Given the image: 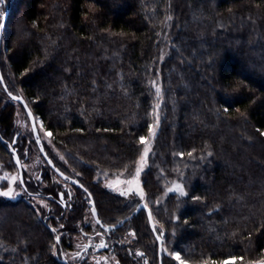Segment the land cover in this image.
<instances>
[{"label": "trees", "instance_id": "obj_1", "mask_svg": "<svg viewBox=\"0 0 264 264\" xmlns=\"http://www.w3.org/2000/svg\"><path fill=\"white\" fill-rule=\"evenodd\" d=\"M3 1L0 170L13 164L11 146L21 159L26 147L39 152L30 124L16 139L17 121L28 118L11 93L51 131L48 143L38 128L56 167L91 192L104 225H116L141 200L107 189L103 174L133 169L139 138L157 124L142 182L163 264H178L165 246L191 264L264 257V0ZM40 158L41 191L55 207L40 216L27 197L0 196V264H65L55 249L92 230L85 190L72 187L70 203L59 204L62 185ZM175 181L187 195L168 192ZM96 226L111 244L100 253L117 264H159L144 210L116 230Z\"/></svg>", "mask_w": 264, "mask_h": 264}, {"label": "rangeland", "instance_id": "obj_2", "mask_svg": "<svg viewBox=\"0 0 264 264\" xmlns=\"http://www.w3.org/2000/svg\"><path fill=\"white\" fill-rule=\"evenodd\" d=\"M5 3L4 1L2 3H0V9H3ZM6 10H4L5 12ZM4 14V13H3ZM2 19V17H1ZM157 90V89H156ZM20 123H17L18 126V134L16 135V139L18 138V135H20V133L22 132H26L25 130H28L27 127L29 125L28 120H26L24 118V116H21L19 118ZM159 122V119H158ZM37 125L38 128L41 130V134H42V138L47 141L48 143H50V137L46 135V132L44 131L43 127H40V123L37 121ZM155 135H153L152 133H150V135L147 137V145L149 147V153L146 156V161L145 163L141 166L140 165V161L138 159L136 166L133 169H130L128 171L125 172H119L117 174L111 175L108 173H104L103 174V179H104V185L107 189L111 190L112 192H115L117 194H119L120 196H124L121 192L116 191L117 188H124L127 189L130 186L135 187V182L133 181L132 185L129 184V181L131 180V178L133 176L136 175V167L137 166H141V172L139 173L138 176V180H139V187H141L143 189V182H142V174L143 172L147 169L148 164H149V158L150 155L153 151V147H154V139L157 135V124L156 126L153 127ZM29 146V145H28ZM144 148V147H143ZM27 151H25V157L23 159L20 158L22 165H26V167H23V172L25 173L24 176V183H25V187L27 189V186L29 184L32 185V183H34L38 188H36V191H30L28 192V189L26 191H20L19 194L15 197H6L9 200H17L23 197H27L28 202L35 208H39L40 211L38 212L40 214V216H42V210H44V213L49 211L51 208L55 207V205L53 203H51L50 201L55 200V198H53L51 195L45 194L43 195L41 188L46 187L47 184L44 182V176L46 174V172H48V170L45 168V163L42 161V159L40 158L39 154L40 152H38V154L33 153L31 155L30 151H33V146L30 147H26L25 148ZM143 153V150H142ZM141 153V154H142ZM42 156V155H41ZM12 166L5 168L4 170H0V187H8V179L9 177L6 175L8 173L11 174H17L18 173V169L15 163V158L14 155L12 156ZM19 174V173H18ZM53 177V180L55 182H57L58 184L62 185L63 189L62 190L63 193H65V195L69 196V200L68 198H65V195L63 196L64 199V203L62 204H69L70 203V198L72 197V195H75V191L74 189L67 183H64L62 181H60L59 177L55 174H51ZM37 177H41V179H37ZM173 183L172 182L170 184V186L168 187V192L170 193H177L180 194L179 192L172 190L173 189ZM27 184V185H26ZM65 185H67L68 187H65ZM20 181L17 180L13 183V187L16 189L20 188ZM144 191V189H143ZM61 192V193H62ZM145 193V192H144ZM128 199H132L135 198V200H141L145 202V195L143 198L140 197L138 192H130L128 196H124ZM43 199L47 202V204L49 205V207H45L44 205H41L39 203V201ZM59 204L60 199L58 200ZM58 203V202H57ZM51 206V207H50ZM96 221L93 217V215L91 214L90 217H88L85 221L86 225H90L92 230L89 234H85V233H77L75 235H68V238H70L69 243H65V247L64 249L60 250V252L55 249V254L58 258H60V260H62L63 258L67 260L68 264H117L118 263V259L116 258L115 255L109 254V253H100L96 251V245L99 244L100 239H103L105 241V243L107 245H111L110 243L107 242V240L103 237L104 235L102 234L101 231L98 230L97 226H96ZM84 224V225H85ZM79 230L82 228L81 224L78 226ZM133 231L135 234H133ZM129 233V232H128ZM132 237L135 238V236H138V231L136 232L135 230L130 231L128 237ZM137 238V237H136ZM60 240V239H59ZM132 241V239L128 238L125 241V244H129ZM59 242V241H58ZM89 246V247H88ZM86 250V251H85ZM139 251H136V253L142 254L144 253L142 251V249H137ZM79 252L80 255L77 256L75 255V253ZM103 252V251H102ZM172 252L171 248H168L165 246V253L167 255H169V253ZM174 258V257H173ZM140 260V259H139ZM178 264L179 262L176 261ZM230 263H233L235 261H229ZM150 264V259L148 257H144L141 260L138 261V264ZM191 264V263H189Z\"/></svg>", "mask_w": 264, "mask_h": 264}, {"label": "snow or ice", "instance_id": "obj_3", "mask_svg": "<svg viewBox=\"0 0 264 264\" xmlns=\"http://www.w3.org/2000/svg\"><path fill=\"white\" fill-rule=\"evenodd\" d=\"M2 2H3V0H0V3H2ZM2 15L3 14L0 13V16H2ZM2 23H3V20L0 19V24H2ZM161 58H163V57H161ZM27 71H28V69H25V72H27ZM0 79H2V77H0ZM153 83H155V82L153 81ZM156 89H157V97H159L160 96V85L157 84L156 85ZM9 95H11V93H9ZM15 99L21 100L23 98L20 97V96H16ZM24 107L25 108L28 107L27 103L24 104ZM225 110H227L226 106H225ZM29 115H32L30 110H29ZM158 119H159V117H158V114H157V122H158ZM17 123H20V121H17ZM40 127H43L42 121H41ZM32 128L35 131L36 128H37V125L35 123H33L32 124ZM81 131H83V129H81ZM45 132H46V135L49 136V137L52 135L50 130H45ZM149 132L152 133L153 135H155L154 129H153V127L151 125L149 126ZM262 134H264V131H262ZM36 139H37V141H39L41 139L39 134H37ZM139 139H140L141 142L144 143L143 153L139 157L140 165L142 166L145 163V161H146L147 154L149 153V147L147 145V138L145 136H141ZM41 150H43V145H41ZM25 151H27V150L25 149ZM12 152L13 153L16 152V149L14 147L12 148ZM45 155H47V153H45ZM181 155H183V153H181ZM209 155H211V153H209ZM61 159H63V156H61ZM17 163L18 164L20 163L18 157H17ZM49 163H52L51 160H49ZM141 166H137L136 167V170H135L136 175L133 176L131 178V180L129 181L130 185H132V183L134 181L136 186L135 187L130 186L127 189L117 188L116 191L121 192L124 196H128L130 192L135 191V192L139 193L141 198H143L145 193H144L143 189L141 187H139V183L140 182L138 180L139 173L142 170ZM21 167H26V165H21ZM52 167L55 169L56 172L60 173V175H62V176L65 175V173L61 172V170L59 168H57L55 164H52ZM6 175L9 177V179L7 181L8 182V187H0V196L15 197V196H17L19 194L20 191H26L27 190L26 187L24 186V182H23L22 178L20 177V175L18 173L15 174V175L11 174V173H8ZM37 179H41V177H37ZM69 179H71V177H69ZM17 180L20 181V185H21L19 189H16V188L13 187V183L15 181H17ZM75 183L80 185L81 188H84V185L80 184V180H76ZM65 187H68V186L65 185ZM84 190L87 193L88 197H91V192H89L88 189H86V188H84ZM172 190H175V191L179 192L181 195H187V191L184 188V185L181 182H179V181H175L173 183V189ZM49 195H51V193H49ZM63 196H64V194L60 193V202L61 203H64ZM192 199L193 200L199 199V197L193 196ZM39 203L41 205H44L45 207H49L47 202L45 200H43V199H41L39 201ZM157 203H158V201H157ZM89 204L92 206L91 207L92 213L96 214V208H95L94 204L92 203L91 199L89 200ZM144 207H147V205L145 204ZM36 211L39 212L40 209L37 208ZM211 211H212V209H209V212H211ZM149 217L151 218V211L150 210H149ZM173 219H178V217H173ZM97 221L99 222V217L98 216H97ZM185 221H187V218H185ZM105 227L112 228V227H115V226L114 225H105ZM53 231L55 232L56 229L53 228ZM174 231H175V229H173V232ZM133 234H135L134 231H133ZM249 235H251V234H249ZM59 239H60V236L57 235L56 236V240L58 241ZM104 243H105V241L103 239H100V242H99V244L96 245V247L103 246ZM137 251H139V250H137ZM75 255L79 256L80 253L77 252V253H75ZM169 255L174 257L175 260L179 262V264H189V262L186 259L183 258V256L181 255L180 251H172V252L169 253ZM229 259H231L232 261H236L237 259H239L241 262H243V257H230ZM204 264H207V262H204ZM214 264H215V262H214ZM220 264H227V261L220 262ZM248 264H264V257H262L260 260L249 261Z\"/></svg>", "mask_w": 264, "mask_h": 264}, {"label": "water", "instance_id": "obj_4", "mask_svg": "<svg viewBox=\"0 0 264 264\" xmlns=\"http://www.w3.org/2000/svg\"><path fill=\"white\" fill-rule=\"evenodd\" d=\"M8 14H9V10L6 9V11L4 12L3 16H2V20H3V23L0 24V51H1V44H2V39H3V33H4V29H5V24H6V21H7V18H8ZM0 77H2V79H0V83L4 86L5 90L8 92L5 84H4V79H3V76H2V73H1V70H0ZM11 97L12 100H14L15 102H18L19 104L22 105V107L24 108L25 110V113H26V116L28 118V121H29V124H30V127H31V131H32V134H33V138L36 142V145L39 149V152L40 154L42 155V157L44 158L45 162L47 163V165L55 172V174L60 177L62 180L64 181H68L69 183H71L72 185H74L75 187H78V188H81L80 185L76 184L75 181L77 180L76 178L74 177H71V179H69L70 176H68L67 174L65 175H60V173L56 172L55 169L52 167V164H54V162L52 161V159L48 156V155H45L46 153V150L44 148V145H43V142H42V139H40L39 141H37L36 139V136L37 134L40 135L39 133V129H38V125H37V120L34 116V113L32 112V110L30 109V107L28 106L27 108L24 107V104L27 103L25 101V99L20 96V95H9ZM16 96H20L22 97L23 99L21 100H17L15 99ZM28 105V104H27ZM29 110L31 111L32 115H29ZM35 123L37 125V128L36 130L34 131L33 128H32V124ZM0 138H1V135H0ZM41 138V137H40ZM41 145H43V150H41ZM12 146L10 148L11 152H12ZM12 154L14 155V158H15V163H16V166H17V169H18V173L20 175V177L22 178L23 182H24V172H23V167H21L22 165V162L19 158V155L17 153V151L15 153L12 152ZM17 157L19 158V161L20 163L18 164L17 163ZM49 160H51L52 163H49ZM62 172V171H61ZM64 173V172H63ZM81 184V183H80ZM24 186H25V183H24ZM85 188V187H84ZM84 188H81L84 190ZM89 199H91L92 203L94 204L95 206V202L93 200V197H89ZM146 203L144 201H141L138 203L137 207L134 209V211L131 213V215L125 219L122 220L121 223L119 224H116L114 225L115 227H112V228H108V227H105V225L99 220V222L97 221V209H96V214H93L92 211H91V214L93 215L96 223L106 232H110L112 230H116L118 229L120 226H122L126 221L130 220L134 215L138 214L139 212L141 211H145L147 213V218H148V222H149V226L151 228V231L153 232L156 240H157V243H158V256H159V264H163V234L159 235L156 231V226H155V222L153 220V217H152V213H151V218L149 217V210L150 208L147 206V207H144ZM91 206V205H90ZM92 207V206H91ZM96 208V206H95ZM151 211V210H150ZM59 241V240H58ZM109 245H107L106 243H104L103 246H100V247H96V251L97 252H101V251H104V250H109ZM63 263L65 264H68L67 260L66 259H62L61 260Z\"/></svg>", "mask_w": 264, "mask_h": 264}, {"label": "flooded vegetation", "instance_id": "obj_5", "mask_svg": "<svg viewBox=\"0 0 264 264\" xmlns=\"http://www.w3.org/2000/svg\"><path fill=\"white\" fill-rule=\"evenodd\" d=\"M71 177V176H70ZM60 178V177H59ZM61 179V178H60ZM62 180V179H61ZM65 182H67V184H69L71 187H75L74 185H72L71 183H69L68 181H65ZM76 188H78V187H76ZM89 198V197H88ZM110 247H111V245H109ZM89 247V246H88ZM86 251V250H85Z\"/></svg>", "mask_w": 264, "mask_h": 264}]
</instances>
